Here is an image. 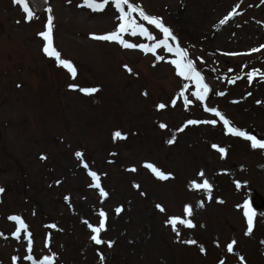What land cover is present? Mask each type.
<instances>
[{
	"label": "rangeland",
	"instance_id": "rangeland-1",
	"mask_svg": "<svg viewBox=\"0 0 264 264\" xmlns=\"http://www.w3.org/2000/svg\"><path fill=\"white\" fill-rule=\"evenodd\" d=\"M140 1L151 14H167L187 33L182 43L193 46L192 59L213 70L205 78L211 83L209 100L192 95L194 81L180 77L170 63L174 53L163 48L145 53L94 38L119 23L111 3L93 12L80 6L83 0H31L35 16L29 20L22 4L0 0V264H13L14 256L20 257L16 264H33L23 259L27 233L12 235L18 226L12 215L21 216L33 234L32 255L55 252V264H264V149L218 122L185 126L190 119H214L202 109L215 106L233 126L264 139V0ZM50 15L53 46L72 61L75 77L43 51L47 41L39 33ZM147 27L162 38L159 29ZM124 38L154 43L145 36ZM157 54L165 59L157 60ZM234 67L244 72L242 78L231 72ZM253 69L259 72L249 81ZM225 75L239 82L231 86L233 79L224 82ZM185 84L193 101L187 107L177 98ZM161 102L167 107L158 109ZM116 131L126 138L114 137ZM146 162L172 175L161 179ZM201 170L213 184L210 200L206 191L190 187L193 179L202 182ZM89 171L98 173L107 197ZM237 180L248 183L237 188ZM246 199L256 213L251 235L237 207ZM201 200L204 206L198 207ZM186 204L193 205L192 217L184 214ZM101 210L108 219L100 236L115 241L111 248L90 237L88 224L98 226ZM172 215L190 218L196 227L177 223L178 236L166 223ZM190 239L197 244L185 243ZM233 239L237 243L229 252Z\"/></svg>",
	"mask_w": 264,
	"mask_h": 264
},
{
	"label": "snow or ice",
	"instance_id": "snow-or-ice-1",
	"mask_svg": "<svg viewBox=\"0 0 264 264\" xmlns=\"http://www.w3.org/2000/svg\"><path fill=\"white\" fill-rule=\"evenodd\" d=\"M16 3L23 5V11L26 13V19H33L35 16L34 11L31 8V0H15ZM111 3L112 6L118 11L119 15L116 17V19L119 21L116 28L110 32L96 35L93 34L94 38L99 40H105V41H115L118 42L120 45H122L124 48H130L135 49L139 48L142 49L145 53H157V49L163 48L168 53H174L175 58L170 60V63H172L177 71V74L180 77H183L187 81H194L196 86V91L192 93V95L199 101H205L208 97V93L210 92L209 85L205 82V78L202 75L201 71L198 70L196 63L193 59L189 57V54L187 52V49L180 46L178 42V38L173 34V31L170 27H167L162 18L155 15L148 14L144 8L138 4H135L131 2V0H83L81 7H87L91 9L93 12H103L105 7ZM238 7V6H237ZM48 11L51 12V8H48ZM235 11V10H234ZM233 13H229L228 16L224 18V20H221V24L225 23ZM134 13H138L139 17L142 18L143 21H147L149 25L154 26L156 29H159L162 33V38L157 39L153 32L149 31V28L141 22H138L136 17L133 15ZM52 29H53V17L50 15L48 17V21L46 24V30L39 33L40 36L44 38L47 43L44 45L43 51L48 56H54L59 64L63 65L65 68H67L71 73L72 76H76V68L73 65L72 61L69 59H62L60 53L56 50V48L53 46L52 42ZM130 34L131 36H145L149 40L154 41L152 44H146V43H133L128 39L124 38V34ZM170 41H176L175 46H173ZM261 48H264V45H261ZM251 51H259V49H252ZM232 55H236V53H232ZM157 60H164L165 57L162 55L157 54L156 55ZM125 68L128 69L129 72L132 71L131 68H129L127 65H125ZM231 71V70H229ZM259 72L257 69H253L252 73L248 74V79L251 81L254 78V74ZM240 77H237L239 79ZM79 86L76 84H69V88H78ZM81 91L85 93H93L98 91L97 88H82ZM188 90V85L185 84L184 87L181 89L179 96L183 97V102L185 107L188 105H191L193 101L188 98V95L185 94V92ZM147 94V93H145ZM220 95H223L224 93H219ZM250 95V93H249ZM257 103H260V101H257ZM171 104L175 106L176 104V98L171 100ZM167 105L163 102L159 103L157 105L158 109H164ZM205 110L210 113H214L219 119L223 122V125L227 132L237 135L240 137H243L249 141H251V146L253 148H261L264 149V139H258L255 135H252L248 133L247 131H243L235 126L232 125V122L226 118V116L220 112L217 108L214 107H207L205 105ZM199 123H206L215 125L217 123V120H193L190 119L186 122V125L189 124H199ZM161 128L167 127L166 124L161 123ZM114 137L117 138H126L120 131H116L114 133ZM168 143H174V138L170 139ZM212 148H216L219 150V152L222 155H226V149L223 147H220L217 144H213ZM77 157L83 156L81 152L76 153ZM145 166L153 173H155L159 178L161 179H167L169 176H171V173H166L159 169L155 164L146 162ZM85 168L88 167L87 164L84 165ZM135 171V168L132 169ZM89 175L92 177L93 181H95V187L100 190V194L103 197H107L109 193L105 191V189L101 186L100 183V176L96 171H89ZM198 176L203 178L202 182H197L196 179H193L191 181L190 187L196 190H203L208 193L209 200L212 198V189L213 184L210 183V181L205 177V173L203 170H201L198 173ZM247 181H235L236 187L241 188L244 185H247ZM136 187H139V185H136ZM4 192L3 188H0V193ZM220 203H223V200H219ZM204 201L201 200L198 204V207H203ZM237 207H240L244 211V216L247 220V235H251L253 232L254 227V216L256 215L255 210L251 207V204L248 199H246L242 205H237ZM156 208H158L161 212H165L166 209L162 204H157ZM123 210L122 206L117 207L115 209L116 213H120ZM184 214L186 217H192L193 216V205L192 204H186L184 206ZM100 220L98 226H94L92 224H88V227L92 229V236L91 240L94 241L97 245L99 244H107L109 248H111L115 241L109 240L104 241L101 239L100 233L103 231H106L107 227V213L103 210L99 213ZM9 219L16 221L18 226L16 227L15 231L12 233L13 236L17 237L18 239L21 236V232L24 231L27 233V239H28V255L24 256V260L32 261L33 264H55V257L56 253L53 252L51 255H43L42 258L37 259L32 255V232L28 231L29 226L25 223V221L22 219L19 215H12L9 217ZM166 223L171 224L173 226V231L177 232V235L179 236V231L176 229L175 225L177 223L186 225L188 228H195L196 225L193 223V220L190 218H185L184 216L180 215H172L169 217V219L166 221ZM51 227L55 228L56 225H51ZM0 235H3V233H0ZM50 242V240H49ZM46 242V247H47ZM185 243L188 244H197V240L190 239L185 241ZM237 243L235 239L231 241L227 245V250L229 252L233 251V246ZM200 250L202 252L206 251L203 244H200ZM103 254L101 253V259H103ZM13 264H16V261L20 260V257L14 256L13 258ZM243 260V257L240 258ZM220 264H223V261L220 262Z\"/></svg>",
	"mask_w": 264,
	"mask_h": 264
},
{
	"label": "trees",
	"instance_id": "trees-1",
	"mask_svg": "<svg viewBox=\"0 0 264 264\" xmlns=\"http://www.w3.org/2000/svg\"><path fill=\"white\" fill-rule=\"evenodd\" d=\"M131 2H133V3H135V4H138V5H140V6H142L143 8H144V10L148 13V14H151L150 12H149V9L147 8V6L145 5V3L143 2V1H140V0H131ZM135 17H136V19H138V21H140V22H142V23H146L147 21H143L142 20V18H140L139 17V14L138 13H134L133 14ZM151 15H155V16H159V17H161L162 18V20H163V22H164V24L167 26V27H170L171 29H172V31H173V34L178 38V41H180L181 43H182V40H184V38H185V35L187 34L186 32H183V31H181L179 28H177V27H175V25L172 23V22H169V16L167 15V14H163V13H157V14H151ZM173 42H175V41H173ZM182 45L185 47V49H187V52H188V54H189V57L192 59V54L191 53H193L194 51H193V46L191 47V46H189V45H185V44H183L182 43ZM194 60V59H193ZM195 61V60H194ZM208 61V60H207ZM195 63H196V61H195ZM196 66H197V68H198V70L199 71H201V73L206 77V78H208V77H211L212 75V72H213V70H210L209 69V66L208 65H198L197 63H196ZM201 66V67H200ZM218 66H221L219 63L217 64V65H215L214 67L215 68H217ZM230 69H232V71L231 72H235V73H237V77H240V78H242V75H243V73L244 72H240L241 71V68L239 67V68H236V67H234V68H230ZM222 70L221 69H214V72L215 73H217V74H220V75H222L223 73H220ZM226 76L227 75H225L224 77H225V79L223 80L224 82H227L229 79H233V82H234V84L233 85H231V86H234V85H236L237 84V82H239V81H237V80H235V78H230V75H228L227 76V78H226ZM228 77H229V79H228ZM241 80V79H240ZM229 83H230V81H229ZM230 87V86H229ZM213 88V87H212ZM213 91V90H212ZM215 96H217L218 98H221L220 96H219V94L218 93H216L215 94ZM218 98H215V99H218ZM236 125H238V124H236ZM92 236V234L90 235V237Z\"/></svg>",
	"mask_w": 264,
	"mask_h": 264
},
{
	"label": "water",
	"instance_id": "water-1",
	"mask_svg": "<svg viewBox=\"0 0 264 264\" xmlns=\"http://www.w3.org/2000/svg\"><path fill=\"white\" fill-rule=\"evenodd\" d=\"M256 203L259 205L262 203V201L258 200V199H255Z\"/></svg>",
	"mask_w": 264,
	"mask_h": 264
}]
</instances>
